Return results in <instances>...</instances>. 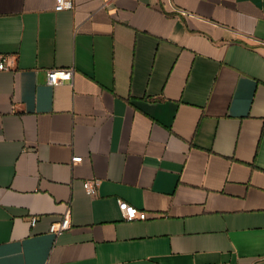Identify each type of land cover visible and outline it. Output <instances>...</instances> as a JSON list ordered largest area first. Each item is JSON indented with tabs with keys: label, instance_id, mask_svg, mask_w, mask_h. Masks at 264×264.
I'll use <instances>...</instances> for the list:
<instances>
[{
	"label": "crops",
	"instance_id": "crops-1",
	"mask_svg": "<svg viewBox=\"0 0 264 264\" xmlns=\"http://www.w3.org/2000/svg\"><path fill=\"white\" fill-rule=\"evenodd\" d=\"M73 2L0 0V264H264V0Z\"/></svg>",
	"mask_w": 264,
	"mask_h": 264
},
{
	"label": "built area",
	"instance_id": "built-area-1",
	"mask_svg": "<svg viewBox=\"0 0 264 264\" xmlns=\"http://www.w3.org/2000/svg\"><path fill=\"white\" fill-rule=\"evenodd\" d=\"M75 8L73 0H55V10H72ZM13 69V64L10 63L9 57L0 55V72L10 71ZM74 77V69H51L47 73L48 83L50 85H58L66 81H72ZM83 160L81 156H75L72 159L73 163H80ZM85 191L90 196H95L97 194V183L94 180H87L84 183ZM119 209L126 221L132 222L136 220H146L149 215L146 211L139 210L136 207L130 205L129 203L118 200ZM36 218L31 220L32 224L36 223ZM71 226L68 217L64 218L58 223H54L50 232L55 235H61L67 231Z\"/></svg>",
	"mask_w": 264,
	"mask_h": 264
}]
</instances>
